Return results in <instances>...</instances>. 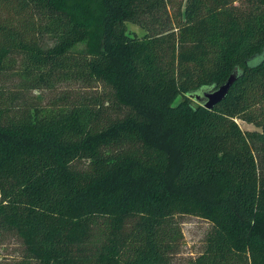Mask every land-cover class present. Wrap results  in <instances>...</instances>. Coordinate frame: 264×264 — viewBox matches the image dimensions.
<instances>
[{
  "label": "trees",
  "instance_id": "1",
  "mask_svg": "<svg viewBox=\"0 0 264 264\" xmlns=\"http://www.w3.org/2000/svg\"><path fill=\"white\" fill-rule=\"evenodd\" d=\"M185 215L264 264V0H0V264H173Z\"/></svg>",
  "mask_w": 264,
  "mask_h": 264
},
{
  "label": "rangeland",
  "instance_id": "2",
  "mask_svg": "<svg viewBox=\"0 0 264 264\" xmlns=\"http://www.w3.org/2000/svg\"><path fill=\"white\" fill-rule=\"evenodd\" d=\"M128 30L131 34L141 36L145 33L143 28L134 23H128ZM43 44L49 46L51 40L45 39ZM237 121L243 131L261 130L243 119H237ZM177 220L180 223L183 237L180 240L179 252L172 256V262L173 264H187L206 250V239L212 224L199 215L179 216ZM18 240L11 235L4 237V240L0 242V253L10 258L21 254L22 245Z\"/></svg>",
  "mask_w": 264,
  "mask_h": 264
},
{
  "label": "water",
  "instance_id": "3",
  "mask_svg": "<svg viewBox=\"0 0 264 264\" xmlns=\"http://www.w3.org/2000/svg\"><path fill=\"white\" fill-rule=\"evenodd\" d=\"M238 71L232 73L226 82L218 87H205L191 96L205 108L212 110L217 104L222 102L228 95L231 86L238 78Z\"/></svg>",
  "mask_w": 264,
  "mask_h": 264
}]
</instances>
